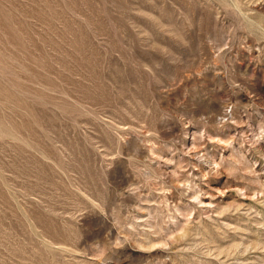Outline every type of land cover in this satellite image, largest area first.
<instances>
[{
  "label": "rangeland",
  "instance_id": "obj_1",
  "mask_svg": "<svg viewBox=\"0 0 264 264\" xmlns=\"http://www.w3.org/2000/svg\"><path fill=\"white\" fill-rule=\"evenodd\" d=\"M0 264H264V0H0Z\"/></svg>",
  "mask_w": 264,
  "mask_h": 264
}]
</instances>
